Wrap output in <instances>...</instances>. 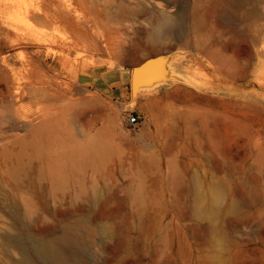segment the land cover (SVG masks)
Returning a JSON list of instances; mask_svg holds the SVG:
<instances>
[{
    "label": "rangeland",
    "instance_id": "obj_1",
    "mask_svg": "<svg viewBox=\"0 0 264 264\" xmlns=\"http://www.w3.org/2000/svg\"><path fill=\"white\" fill-rule=\"evenodd\" d=\"M25 1L46 21L0 11V264L21 241L48 264L35 241L66 224L69 264H264V0ZM131 52L159 62L138 84ZM47 80L69 86L52 101L94 148V168L55 185L28 154L10 174Z\"/></svg>",
    "mask_w": 264,
    "mask_h": 264
},
{
    "label": "bare ground",
    "instance_id": "obj_2",
    "mask_svg": "<svg viewBox=\"0 0 264 264\" xmlns=\"http://www.w3.org/2000/svg\"><path fill=\"white\" fill-rule=\"evenodd\" d=\"M21 1L19 2V0L18 1L17 0L16 1L15 0H0V11L7 12V10H9L8 8L12 7L13 9L11 8V10L19 9V11H21V14H23L25 17L28 16V18L29 16L31 17L33 16V18L36 17L38 18V20L39 19L41 20L43 16H45L42 13L43 11H41L40 13V11L37 10L34 6L32 7L31 4H28L26 1L25 2L27 4H23L25 2L22 3ZM65 4L66 3L64 4L62 3V5H65ZM70 8L72 9V7ZM45 12L48 13L50 11L48 12L45 11ZM47 16H49V13L47 14ZM52 17L54 16H51V19ZM62 17H64L68 22L73 21V20L71 21L69 13L65 14V16H62ZM64 18L63 20H65ZM79 20L80 18L78 19V21ZM173 20H174L173 16L167 12H163L160 14L158 20L156 21L155 39L158 40L160 38L167 37V35L169 34L171 30V25H172ZM78 21H77V24L79 23ZM74 24H76V22ZM94 42H95V39H94ZM130 55H131V58H134V61L136 62L135 64H138L134 66L135 68L133 70H136L139 67L145 68V70H141V71L137 70L135 72L134 74L135 84L136 83L138 84V79H140L139 78L140 74L142 75V73H144L146 74V76H151V74L153 73L152 69L158 68L157 66L159 62L153 61V62H149L141 66L142 60L139 59L138 55L136 56V52H131ZM44 82L46 81H42V83ZM47 84L48 85L45 87V91L43 92V95L41 93L42 97H45V98L44 99L38 98L39 100L36 98L39 103L40 102L44 103L43 105L38 106V110H37L38 115L36 116V118H38V123L37 124L34 123V125H30L32 126L31 137L25 138L21 141L22 150L21 152L13 156L16 166L10 172V174L17 176V175H21L26 172L27 165L25 163L24 156L28 154L32 156L30 158L34 157L38 159L40 162V166L38 168V172H39L38 179L40 180L44 178L45 176H47L48 178H50L51 182L54 183L55 185L59 183L60 181H64L66 183L68 176H71L77 171H80V170L82 171V167L84 168L86 167L85 164L87 163V161L89 162L88 165L94 168L93 167L94 156H92L94 148L92 146V143H90L87 146L77 143L78 141L76 142V139L74 137H70L69 134L67 133L66 128L68 127V125H73L74 127H77L78 112L74 109H69L65 105L61 107L59 105L58 107L54 104V101H52V100H56L62 97L64 98V95L66 94V92L70 90L69 86L68 85L62 86V84L54 82L52 80H47ZM49 89H55V92L50 93ZM22 90H23L22 88L18 89V91H22ZM44 101H47V102H44ZM52 104L54 105L52 106ZM55 145H59V147L56 149L54 147ZM85 150H87L88 155H84ZM46 168H47V171H46ZM234 207L235 206H233V208ZM54 212L55 214L61 215V211L55 210ZM75 231H76V234H78L77 227L66 224L63 227V229L60 231V233H57L51 239H48L46 241L43 240L39 242L35 241V244L33 246L34 254L40 258L43 257L44 260L48 264H69L64 254L67 251L71 252V250L74 248V244L76 243V241L73 240L72 234ZM19 246H20L21 253H22L19 264H35V262L33 261L34 256H32L33 254H31L26 244L21 241L19 242Z\"/></svg>",
    "mask_w": 264,
    "mask_h": 264
},
{
    "label": "built area",
    "instance_id": "obj_3",
    "mask_svg": "<svg viewBox=\"0 0 264 264\" xmlns=\"http://www.w3.org/2000/svg\"><path fill=\"white\" fill-rule=\"evenodd\" d=\"M136 121V115L134 113H131L127 118L126 122L133 124Z\"/></svg>",
    "mask_w": 264,
    "mask_h": 264
},
{
    "label": "crops",
    "instance_id": "obj_4",
    "mask_svg": "<svg viewBox=\"0 0 264 264\" xmlns=\"http://www.w3.org/2000/svg\"><path fill=\"white\" fill-rule=\"evenodd\" d=\"M116 86H117V85H114V86L112 87V91H111L112 94L116 91Z\"/></svg>",
    "mask_w": 264,
    "mask_h": 264
}]
</instances>
